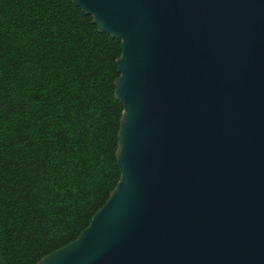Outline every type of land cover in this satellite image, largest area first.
Wrapping results in <instances>:
<instances>
[{"label": "water", "instance_id": "95a60500", "mask_svg": "<svg viewBox=\"0 0 264 264\" xmlns=\"http://www.w3.org/2000/svg\"><path fill=\"white\" fill-rule=\"evenodd\" d=\"M120 40V180L38 264H264V0H72Z\"/></svg>", "mask_w": 264, "mask_h": 264}, {"label": "trees", "instance_id": "16d2710c", "mask_svg": "<svg viewBox=\"0 0 264 264\" xmlns=\"http://www.w3.org/2000/svg\"><path fill=\"white\" fill-rule=\"evenodd\" d=\"M120 43L72 0H0V264L75 241L120 180Z\"/></svg>", "mask_w": 264, "mask_h": 264}]
</instances>
